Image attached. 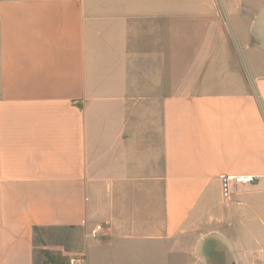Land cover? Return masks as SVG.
<instances>
[{
    "label": "crops",
    "instance_id": "obj_1",
    "mask_svg": "<svg viewBox=\"0 0 264 264\" xmlns=\"http://www.w3.org/2000/svg\"><path fill=\"white\" fill-rule=\"evenodd\" d=\"M41 231L59 264H264V0H0V264Z\"/></svg>",
    "mask_w": 264,
    "mask_h": 264
},
{
    "label": "rangeland",
    "instance_id": "obj_2",
    "mask_svg": "<svg viewBox=\"0 0 264 264\" xmlns=\"http://www.w3.org/2000/svg\"><path fill=\"white\" fill-rule=\"evenodd\" d=\"M229 38H233V40H235L233 34H230ZM246 63L248 64L249 61L247 60ZM248 67H251V65L248 64ZM252 78L253 76H248L249 80H252ZM69 236L70 234H68L67 232H59V231L39 232L36 237L37 239H36L35 264H59L57 262V259L53 257L56 256V254H54L53 251H57V250L66 251L67 248H69V246L71 245V242H69L70 241Z\"/></svg>",
    "mask_w": 264,
    "mask_h": 264
},
{
    "label": "built area",
    "instance_id": "obj_3",
    "mask_svg": "<svg viewBox=\"0 0 264 264\" xmlns=\"http://www.w3.org/2000/svg\"><path fill=\"white\" fill-rule=\"evenodd\" d=\"M219 180L222 184V193L225 198H229L232 194L234 184L236 185H249L254 182V178L248 176H234L222 174L219 176ZM105 231L103 225H97L92 231L91 236L93 238H99L100 235ZM70 264H78L76 260H72Z\"/></svg>",
    "mask_w": 264,
    "mask_h": 264
}]
</instances>
